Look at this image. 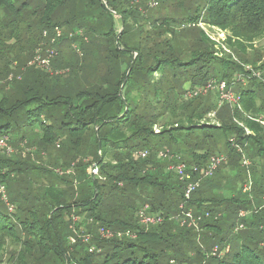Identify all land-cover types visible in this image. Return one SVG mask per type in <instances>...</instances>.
<instances>
[{"label":"trees","instance_id":"obj_1","mask_svg":"<svg viewBox=\"0 0 264 264\" xmlns=\"http://www.w3.org/2000/svg\"><path fill=\"white\" fill-rule=\"evenodd\" d=\"M139 1L0 0V139L14 138L19 143L30 132H37L41 141L54 142L62 149L60 139L79 145L78 135L92 132L97 137V157L89 166L97 165L100 170V177H86L85 165L74 166V158L69 159L71 154L66 152V159H56L54 172L37 174L36 166L31 165V173L26 175L21 157L0 155V188L5 189V195L0 193V248L8 240L18 243L21 250L16 264H264V209L254 211V206L261 208L264 196V126L255 121L264 114V83L252 81L238 91L245 112L225 115L229 123L223 127L195 118L194 110L182 113L187 106H179V97L186 82L197 86L214 79L232 84L236 74L245 72L244 67L230 57L219 59L210 46H176L180 37L172 32V21H151L147 2ZM201 20L229 31L232 37L226 44L247 56L254 51L253 43L264 38V0H209L202 14H192L181 27L201 30ZM118 21L124 28L120 37ZM56 28L63 32L62 41L77 48L70 56L58 49L60 57L53 63L58 72L50 75L40 70L43 76H38L32 70L39 69L27 64L42 42H51ZM46 31L50 34L45 38ZM200 34L209 41L202 30ZM259 61L256 52L251 62L256 70L264 71V63L259 66ZM258 99L262 104L257 107ZM234 118L244 120L245 127H239ZM175 133L185 139L200 134L214 151L207 143L192 152L196 143L179 141ZM154 137L176 144L177 152L170 155L178 153L189 167H203L210 157L226 155L224 168L236 164L247 175L250 172L252 195L243 193L246 180L239 184L242 197L231 201L209 200L207 184L201 186L189 207L196 215L208 213L210 217L203 219L200 232L181 227L176 217L185 185L175 175L171 176L176 184L167 183L161 173L165 163L159 158L160 150L146 146ZM232 139L241 146L249 166L253 162L250 156L259 161L254 170L243 167L242 153ZM140 152H147V158H140ZM116 154L123 159L120 163H104L107 156ZM167 161L168 167L174 164ZM82 175L93 186L72 196ZM107 186L112 187V207L103 204ZM143 205L163 215L164 223L141 227L138 212ZM240 211L253 214L240 219ZM226 213L234 217L223 236ZM62 216L75 237L71 235L69 241L54 223ZM74 216L82 220L72 221ZM241 224L243 228L237 231ZM92 225L96 235L85 241L91 235L86 233L87 226ZM106 230L130 231L136 238L104 239L100 232ZM215 248L229 251L213 256Z\"/></svg>","mask_w":264,"mask_h":264},{"label":"rangeland","instance_id":"obj_2","mask_svg":"<svg viewBox=\"0 0 264 264\" xmlns=\"http://www.w3.org/2000/svg\"><path fill=\"white\" fill-rule=\"evenodd\" d=\"M208 1L209 0H145V2H147V5L145 7H146L147 15L151 21H154V20L172 21V27H171L172 32H174V34L177 37H180L178 41L176 42L177 43L176 46L186 47L188 45H192L193 43H197L198 45L204 46L205 48L210 46V49L214 51L216 57H218L219 59H227L230 57L237 64L243 65L244 70H245V67L247 66L254 68L255 65L251 61L253 60V56L257 52L260 55V61L258 62V65L259 66L262 65V63H264V38L259 39L253 43V49H254L253 52L248 51L247 56H241L226 44V42L228 43L227 41L228 37L229 38L232 37L229 31H226L221 28L214 27V26H209L208 24H206L205 22L201 20L202 24H204L205 30H203L202 28L200 29L204 32V35L206 36V38H208L209 41L207 42L205 39L204 40L202 39L203 36H201L200 34L201 30L199 29L183 30L182 29L181 27L182 23L186 22L190 18V16H192V14L197 15V14L203 13V9ZM139 2L142 3L141 0ZM150 2H156L157 6L156 7L150 6V4H148ZM140 3H136L135 5H139ZM142 12L145 14L144 7L142 8ZM123 29H124L123 25L121 24V22L118 21L117 31L120 36L123 32ZM63 39L64 38H63V32H62V36L61 38L58 39L57 42H54V43L51 42L49 44H47V42H42L39 46V49L43 51L41 53L42 58L43 57L46 58L49 54V51L54 46L53 47L54 56L51 59L50 71H47L46 69H43L36 65L30 66V63L34 60V57L28 62L27 67L32 68V69H39V70H32V71H35L38 74V76H43V73L40 72V70H44L47 74H50V75H54L55 74L54 72H58V70H56L53 66L55 59L56 58L58 59L60 57V55L58 54V49L63 51V53L67 54V56L68 55L70 56L71 53H73L72 52L73 49L76 50L77 48L75 45L71 44L69 41L68 42L62 41ZM203 41L207 43H203ZM70 45H71V48H69ZM225 48L229 50L230 52H227ZM88 63L89 62H86L87 65ZM257 71L262 73L261 80L256 79V78L254 80H251L250 78H247V76H245L246 74L245 72L236 74L235 78L233 79V81L236 80V82L234 83L235 85L233 84L232 92H234V95L236 94L235 96L238 97L239 99L238 103L240 107H242L241 97H240L241 94L238 91L241 90L243 87L249 86L248 84L252 81L257 80L256 83H259L260 81H264V74H263L264 71H260V70H257ZM156 79L158 80L161 79V76L156 74ZM208 82L202 85H197V86H193L190 84V82H186L184 85L185 87L184 89L186 91V89H195L196 87H200V86L206 87L208 85L207 84ZM164 89H166L165 86H163V90ZM185 91L182 92L181 96L179 97V101H180L179 106H187V108L182 113L186 112L187 114H189L194 110L195 118H197V116L203 117L202 122L210 123L218 127H223L225 126V123H229V121H227L229 118L225 117V115L230 116L231 114L232 116L235 112H237L236 110H238V109H235L236 103L230 104V105L220 104V102L217 99V96L211 90L208 93H205L204 91H202L203 96H199L194 99L183 98V94L185 93ZM260 104H262V102L260 101V99H258L257 107L260 106ZM209 106L212 108H209ZM225 106H228V107H225ZM203 108H206L205 109L206 114H202ZM238 111L240 113L245 112L243 107H242V111L241 110H238ZM246 111L250 112V110H246ZM221 115L223 118L221 117ZM260 117H264V114ZM234 121L237 123V125H239V127H243V126L245 127L244 120L239 119V118H234ZM168 129L170 130L169 127ZM156 131L158 132V130L155 128V132ZM13 135L15 136L16 134H13ZM18 136L22 137V134L19 133ZM78 137H79V140L75 139L74 142L78 141L79 145L77 143L71 144L68 138H67V141H64V140L62 141L60 139L59 141L62 143V149H58V145L54 146V142L52 144H46L44 141L40 140L41 137L39 136L37 132L36 133L30 132L28 134V138H26L25 141L23 142H19V143L15 142L14 138L13 140H8L7 147H4L3 149L0 150V155L5 154V156L7 157H16V156L21 157L22 158L21 161L24 163V165L23 164L22 165L28 171L26 175L28 173H31V165L36 166V170L39 171L37 174L42 175L43 173H47L45 171L54 172V166H55L54 164L57 161L56 159H61V160L66 159L68 156L67 153H69L71 154L69 155V159L74 158L72 162L74 166H77L79 165L80 162H82L81 164H84L86 167V170H85L86 177L90 178V174H89L90 166L89 165L91 163L93 164L94 162L93 159L97 157V137L95 133H92V132L83 133L81 136L78 135ZM174 138L179 141L185 140V142L189 144L196 143L195 145L192 144L191 146L192 148H190L192 152H194V150L197 151L196 147H200V146L205 147L207 143H209L208 148L210 149V151H214L213 147H211V142L204 141L205 138H203V136H201L200 134L195 137L185 139L181 134L179 135L178 133H175ZM160 139L163 140L162 138H155V137L153 139H149L146 142V146L151 147L152 149H159L160 151H166V152L169 151V153L174 152L177 149L178 146L176 144H173L172 142L166 143L168 141L164 142V140L162 143H160L159 142ZM71 148H72V151L69 150ZM199 150L202 152L203 150H207V147L200 148ZM113 156L112 155L107 156L104 163H107L110 165H116L117 163H120L119 161L123 160L121 158H116L118 156L117 154ZM170 159L174 161V164H178V163L186 164L184 161H182V157L179 156L178 153L176 155H173V157ZM250 159L253 160V162L251 163V166H249L251 168L250 170L252 169L254 170L255 166L259 164V161L256 160V158H252L251 156H250ZM167 160L161 161L162 163H165V168H163L161 173L163 174L165 179L168 180L167 182L168 184H176L175 179L172 177L175 174H173L172 171L169 170V167L167 166L169 161ZM234 160H237V156L234 158ZM220 168H219L220 169L219 172H216V174L213 177L205 180L201 185L204 188L207 184L205 188V190L207 189V198L209 200H212V198H218L219 200H223V201H226V200L231 201L232 197H242V193L239 190V184L244 182L245 180L246 181L248 180V175L246 173V170L241 168L240 165H236V164H233L227 167V169L224 168L223 165ZM261 168H262V171L264 172V164L262 165ZM57 172L59 174L61 173L60 170H58ZM31 177L34 179L36 178V176L34 177L33 175ZM31 177L29 176L28 178H31ZM83 177L85 176L83 175L79 176L78 177L79 182L78 181L75 182V188L71 192L72 196H75V191L81 193L82 191L86 189L87 186H90V185L93 186V182L91 184L85 178L83 179ZM254 177L256 178V176ZM42 180L43 179H41V181ZM44 180H47V179H44ZM210 181L211 183L208 184ZM38 183L41 184L42 182L39 181ZM40 184H37L38 189L40 187ZM121 186L122 185H120V187ZM242 186L245 187L244 184H242ZM106 188L108 190L106 189L102 195L103 204L109 205L110 207H112L113 203L111 200L113 199V196L110 195V192H111L110 190L112 189V187L107 186ZM112 194H115V193H112ZM107 195L109 196V198H107ZM261 203H262V199H261ZM144 206L145 205H143L141 208H143ZM105 208L108 209V207H105ZM153 211L155 210L152 208V212ZM153 213H159V212H153ZM74 217L75 218H73L72 221H76L77 218L76 216ZM233 217L234 216L232 213L225 214L224 220L222 221V224H221L223 228L222 229L223 236L226 235L227 230L231 226ZM81 220L82 219L80 220L78 219V221L76 222H80ZM67 222L68 221L66 220L65 216H62L61 219L59 218L56 219L54 222L57 225V227L61 229V233L64 234L63 236L65 237L64 239L65 241L66 239L69 241V239H71L70 236L72 235L71 229L70 231H68L66 227V225L68 224ZM92 228H93V225L92 227L87 226V230H86V233L91 234V235H88L90 238L91 236L93 237L94 235H96V231L92 230ZM63 230H66V232L63 233ZM91 230H92V233H91ZM97 233L99 234L98 231ZM72 238H75V237L72 235ZM20 250L21 248L18 243H11L10 240H8L7 243H3L2 248H0V264H16L17 262H15V258L17 257V254L20 252Z\"/></svg>","mask_w":264,"mask_h":264},{"label":"built area","instance_id":"obj_3","mask_svg":"<svg viewBox=\"0 0 264 264\" xmlns=\"http://www.w3.org/2000/svg\"><path fill=\"white\" fill-rule=\"evenodd\" d=\"M150 6L152 7H156L157 3L156 2H150L149 3ZM195 24H189L188 27H194ZM198 26L200 28L204 29V24H202V22H200L198 24ZM49 32H44V36L48 37L49 36ZM62 36V31L59 28H56L54 31V37L52 38L51 42H57L59 38H61ZM50 42V43H51ZM221 43V42H220ZM222 44V43H221ZM54 47V46H53ZM53 47L51 48V50L49 51V54L46 58H42V50L38 49L35 53L34 56V60L30 63V66H39L43 69H46L47 71H50L51 69V59L54 56V49ZM224 47V45H223ZM225 50L227 52H230L229 50H227L225 48ZM52 52V53H51ZM245 76H247V78L250 79H262V73L258 72L256 69L247 66L245 67ZM236 82V80L234 81V83ZM264 83V81H262ZM230 84L228 81H221V80H214L211 79L207 84L206 87H196L195 89H186L185 93L183 94V98L185 99H194L197 98L199 96H203L202 95V91H204L205 93H208L210 90L213 91L215 93V95L217 96L218 101L220 102V104H235V109L241 110L242 111V107H240L238 101V97H236L234 95V92H232L233 90V84ZM235 85V84H234ZM238 96V95H237ZM246 117L250 118V116L246 115ZM255 120V119H254ZM257 122H259L262 126H264V117H260L257 120H255ZM232 144L234 145V147L240 152L242 153V165L243 167H245L246 169L249 168L250 162L247 159L246 155L243 153V150L241 148V146H239L238 144H236L235 139L231 140ZM8 145V139L7 138H2L0 139V150L3 149L4 147H7ZM159 158L160 159H170L173 156L170 155L169 151H160L159 153ZM138 156L142 159L147 158L148 153L147 152H140L138 153ZM228 161L227 156L226 155H216V156H212L210 157L209 161L207 162V164L203 167H197V166H192L189 167L186 164L183 163H178V164H173L171 167H169V170H171L177 177L178 179L183 182V184L185 185V189H184V201L183 203L180 205V213L177 215L176 220H178V222L180 223L181 227H188V228H192L197 232L201 231V222L203 221L204 218H209L210 214L206 213L203 215H196L194 213V210L191 209L189 207V202L192 198V195L194 192H196L202 185V183L213 177L215 175V173L217 172V170L224 164H226ZM63 172H61L60 174H62ZM89 174L94 177V178H98L100 177V170L97 167V165H91L90 166V170H89ZM245 187H243V193L246 194H251L252 195V189H253V181L250 175V172L248 171V180L245 182L244 184ZM0 193H2L3 195H5V189L4 187L0 188ZM264 209V196L262 197V205L261 208L257 209L254 206V211L257 212L259 210ZM251 214H253V211H240L239 213V218L240 219H245L246 217L250 216ZM138 217L140 220V225L141 227H146V228H150L152 226H157V225H161L164 223L165 221V217L159 213H153L151 212V207L149 205H145L139 212H138ZM75 218V217H73ZM77 218V217H76ZM76 221H78V218L76 219ZM243 226L242 224L239 225V227H237V231L242 229ZM100 235L102 238L104 239H111L114 237H117L119 239L122 238H129V239H135L136 238V234L127 231V232H113L111 230H106V231H101ZM90 239L89 236H86V238L84 239L85 241H88ZM75 239H72V243H75ZM93 251V250H92ZM229 248H226L222 251H220L218 248H215L213 250L212 255L213 256H223L226 253H228Z\"/></svg>","mask_w":264,"mask_h":264},{"label":"water","instance_id":"obj_4","mask_svg":"<svg viewBox=\"0 0 264 264\" xmlns=\"http://www.w3.org/2000/svg\"><path fill=\"white\" fill-rule=\"evenodd\" d=\"M105 7H106V5H105ZM119 37H120V35H119ZM119 37H118V38H119ZM132 66H133V65H132ZM131 69H132V67H131ZM131 69H130V70H131ZM129 73H130V71H129ZM129 73H128V75H129Z\"/></svg>","mask_w":264,"mask_h":264}]
</instances>
